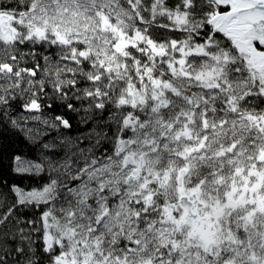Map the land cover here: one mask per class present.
<instances>
[{"label":"snow or ice","instance_id":"1","mask_svg":"<svg viewBox=\"0 0 264 264\" xmlns=\"http://www.w3.org/2000/svg\"><path fill=\"white\" fill-rule=\"evenodd\" d=\"M0 264H264V0H0Z\"/></svg>","mask_w":264,"mask_h":264}]
</instances>
